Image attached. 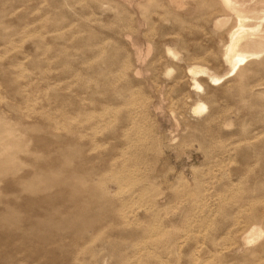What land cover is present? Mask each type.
I'll return each mask as SVG.
<instances>
[{
    "label": "rangeland",
    "instance_id": "374dc122",
    "mask_svg": "<svg viewBox=\"0 0 264 264\" xmlns=\"http://www.w3.org/2000/svg\"><path fill=\"white\" fill-rule=\"evenodd\" d=\"M233 23L219 0H0V264H264V31L231 76Z\"/></svg>",
    "mask_w": 264,
    "mask_h": 264
},
{
    "label": "bare ground",
    "instance_id": "6f19581e",
    "mask_svg": "<svg viewBox=\"0 0 264 264\" xmlns=\"http://www.w3.org/2000/svg\"><path fill=\"white\" fill-rule=\"evenodd\" d=\"M219 1L227 9L229 15L234 17L224 58L231 65V76H235L250 61L247 52H244L242 48L251 40L256 39L253 36L258 33V30L264 31V24L254 21L264 18V15L263 17L258 16L260 12L264 13V8L258 6L251 7V9L247 8V4L241 0ZM261 39H264V37H261ZM171 54L172 52L169 51L168 55L172 56ZM187 74L192 77V89L195 92H203L204 87L200 79L207 74V69L201 66H191L187 69ZM219 80L215 79L216 82ZM205 109H207V105L204 102H198L193 106L192 112L199 114V112H204ZM263 237L264 231L261 228L252 227L244 234L243 238L248 244L254 245L258 244Z\"/></svg>",
    "mask_w": 264,
    "mask_h": 264
}]
</instances>
